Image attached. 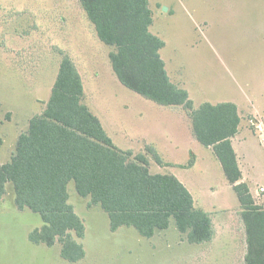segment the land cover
I'll return each instance as SVG.
<instances>
[{"label":"rangeland","instance_id":"obj_1","mask_svg":"<svg viewBox=\"0 0 264 264\" xmlns=\"http://www.w3.org/2000/svg\"><path fill=\"white\" fill-rule=\"evenodd\" d=\"M79 5L78 0H0L1 164L11 160L31 118L45 110L62 59L59 50L73 59L77 53L86 85L83 102L115 145L135 155L145 153L146 147L137 143V137L144 135L159 139L155 150L173 162L188 165L198 159L193 171L176 170V174L187 182L195 205L211 211L230 237L223 232L222 242L211 252L207 244H190L174 219L168 229L151 238L128 227L112 232L108 214L99 205L89 207L90 198L80 196L71 182L69 203L86 228L85 237L77 239L86 256L71 263L61 257L60 244L48 247L30 241L31 232L44 222L39 214L18 209L9 185L0 197V264H245L246 234L239 200L219 161L214 163L212 153L198 141L178 138L176 118L165 111L170 107L119 82L109 60L115 47L99 41L98 46L92 45L89 58L93 61L84 63L83 52L73 47L72 54L65 49L68 45L61 44L70 41L71 14L78 12ZM149 8L150 32L165 43L160 55L168 76L188 92L194 108L205 102L240 106L244 138L237 150L246 158L247 184L264 207V195L258 196V189L264 187V0H149ZM177 110L185 115L182 124L189 135L191 119L183 107ZM169 133L178 139V149L168 146ZM150 165L152 173L159 168L153 159ZM211 186L215 193L209 191Z\"/></svg>","mask_w":264,"mask_h":264},{"label":"trees","instance_id":"obj_2","mask_svg":"<svg viewBox=\"0 0 264 264\" xmlns=\"http://www.w3.org/2000/svg\"><path fill=\"white\" fill-rule=\"evenodd\" d=\"M79 3L99 40L115 47L109 60L119 82L160 106L187 111L194 137L212 148L238 197L246 234L245 264H264V207L242 182L232 145L241 123L237 105L205 102L195 109L188 92L171 82L160 55L165 43L150 32L149 0ZM59 52L62 59L45 110L32 117L27 132L18 137L11 160L0 162V197L12 185L18 209L39 214L44 222L31 232L30 241L48 247L60 244L61 257L71 263L85 258L77 239L85 237L86 228L69 203L71 182L80 196L90 198L89 207L99 205L108 214L112 232L128 227L151 238L174 219L190 244L212 241L216 233L212 217L195 205L187 187L173 174L150 170L151 159L162 167L170 164L152 146L135 155L115 145L83 102V80L75 63ZM3 143L0 138V148ZM193 164L192 160L184 167Z\"/></svg>","mask_w":264,"mask_h":264},{"label":"crops","instance_id":"obj_3","mask_svg":"<svg viewBox=\"0 0 264 264\" xmlns=\"http://www.w3.org/2000/svg\"><path fill=\"white\" fill-rule=\"evenodd\" d=\"M71 20H72V23H73V27L71 29V32H70L69 36H68V37H70V41H67V42L62 41L61 44L62 45L63 44L68 45L65 49L68 52L72 53V54L74 53V48L73 47H75V49L78 48L79 49V52H83L84 55L82 57L83 58L85 57L84 58L85 61H83L84 63L86 61L89 62L90 60L93 61L92 58H89L90 55H91L90 52L93 51L92 45L93 46L94 45L95 46H98L100 40L97 37V34H96V31H95L94 26L89 22V20L87 19L86 15H85V13L83 11V9L81 8V5L78 6V12L75 11V13L71 14ZM62 38H64V37H62ZM87 54H89V55H87ZM72 60L75 63L77 69H78V64L76 63V61L78 60L77 59V53L74 54V59L72 58ZM78 71H79V69H78ZM79 73H80V75L82 77V80H83V85H84V99H85V95H86L85 80L83 78L82 73L80 71H79ZM234 104L237 105L239 115H240V117H242V111L240 109V106L237 103H234ZM179 107H181V106H178V107L177 106L176 107H170V108H167V110H165V111L169 115H172V118H173V116L176 118V121H177V124H178V129H179V137L178 138L180 140H183L184 139V140H187L188 142L193 143V142H195L196 139L193 137V134H192L193 132H192L191 124L187 127V131H188L187 133L189 134V135H187L185 133V131H184L183 124H182V123H184V116L185 115L183 113H179L178 112L177 109H179ZM125 111H127V112L129 111V107L128 106H126V110ZM142 116H143V113H139V117L142 118ZM241 120H242V118H241ZM240 126H241V123H240ZM240 126H239V132L232 139V145H233V148H234V150H235V152L237 154L239 167H240V169L242 171V176H243L242 177V182H244V183L247 184V181H246L245 175H244V164H245L246 158H245V156L242 153H239L238 150H237V146H239L242 143L243 138H244L243 135H241V128H240ZM257 127L259 128V130H261V128H262V126L260 125V123H258ZM137 138H139L138 141L136 140L137 143L141 142L145 147L146 146H152L153 148H155L157 150V146L156 145L159 142V139H156V141H154L153 139H150V138H148L147 136H144V135L138 136ZM166 140L169 143L168 146H170L171 149H178V146L176 145L178 139H176V137L174 135H172V134L169 133V136L167 137ZM207 150L210 153H212V159H213L212 161L214 163H217L216 161H218V160L214 156L212 148H207ZM190 154H193V152L190 151ZM194 155L197 156L196 154H194ZM161 157L163 158V160L166 163L173 164V166L171 165V166L163 167L162 168L160 165H158L157 163H155L159 168L157 170H155L154 173H159V174H168L169 173V174H173L176 177H178V179L187 187V182L184 179H181V177H179V175L176 174V170L193 171L197 167V165H198V159H196L195 163L193 164V166L191 168H185L184 165L186 166V164H178L176 162H173V161L165 158L164 155H161ZM241 159L243 160V164L241 162ZM180 165H183V168L182 167H179ZM166 168L170 169V171H164V169H166ZM162 172H164V173H162ZM260 188H264V187H260ZM249 189H250V192H251L252 196L255 199V196L252 193L250 187H249ZM259 189H258V196L264 195V194H259ZM209 191L211 193H215V188L213 186H211L210 189H209ZM199 208H202L203 209V207H199ZM214 208H217V207H214ZM218 210H220V209H218ZM204 211H206V210H204ZM206 212H208L211 215V217H212V220H213V223H214V227H215L216 233H215V236H214V238H213V240L211 242H207V243H204V244H201V245H206L207 244L208 245V248H209L208 251L214 252L217 249L216 247H218V245L222 242V239L224 238L223 235H224L225 232H227V230H224L223 229L224 225L223 226H218L217 225V220H216L217 217L215 218L212 215L211 211H206ZM219 228H220V230H219ZM227 236L230 237V234L228 232H227ZM246 252H247V244H246Z\"/></svg>","mask_w":264,"mask_h":264},{"label":"built area","instance_id":"obj_4","mask_svg":"<svg viewBox=\"0 0 264 264\" xmlns=\"http://www.w3.org/2000/svg\"><path fill=\"white\" fill-rule=\"evenodd\" d=\"M259 194H264V188L259 189Z\"/></svg>","mask_w":264,"mask_h":264}]
</instances>
